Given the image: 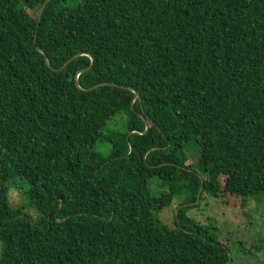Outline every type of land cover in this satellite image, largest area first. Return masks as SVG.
<instances>
[{
  "label": "trees",
  "instance_id": "obj_1",
  "mask_svg": "<svg viewBox=\"0 0 264 264\" xmlns=\"http://www.w3.org/2000/svg\"><path fill=\"white\" fill-rule=\"evenodd\" d=\"M43 1L0 0V264H227L186 210L264 195V0Z\"/></svg>",
  "mask_w": 264,
  "mask_h": 264
},
{
  "label": "rangeland",
  "instance_id": "obj_2",
  "mask_svg": "<svg viewBox=\"0 0 264 264\" xmlns=\"http://www.w3.org/2000/svg\"><path fill=\"white\" fill-rule=\"evenodd\" d=\"M122 123L120 115L112 117L103 128L113 129ZM194 160L192 154L189 162ZM156 179H152L149 188L153 193ZM28 185L21 179L11 178L4 183V194L11 209L23 208V212L32 217L36 213L26 207ZM244 208L239 207L237 197H211L203 194L198 205L186 210V215L195 221L206 224L208 219L216 228L217 239L229 247L230 260L227 264H264V195L260 193L255 200L248 199ZM176 201L163 207L156 217L166 225L172 224L173 207ZM1 249V243H0Z\"/></svg>",
  "mask_w": 264,
  "mask_h": 264
},
{
  "label": "water",
  "instance_id": "obj_3",
  "mask_svg": "<svg viewBox=\"0 0 264 264\" xmlns=\"http://www.w3.org/2000/svg\"><path fill=\"white\" fill-rule=\"evenodd\" d=\"M47 2V0H44L43 1V3H42V5L40 6V8H39V10H38V12H37V15H36V22L38 21V19H39V17H40V14H41V12H42V9H43V7H44V5H45V3ZM79 55V53H77V54H74L72 57H70L69 59H67L63 64H62V66L59 68V69H61L69 60H71L72 58H74V57H76V56H78ZM45 58V57H44ZM90 62H91V59H90ZM88 68V67H87ZM86 69V68H85ZM98 85V84H97ZM96 85H93L92 87H95ZM91 87V88H92ZM83 90H87V88H85V89H83ZM133 94H134V96H136V93L135 92H133ZM198 196H199V191L197 192V195H196V199L198 198Z\"/></svg>",
  "mask_w": 264,
  "mask_h": 264
}]
</instances>
